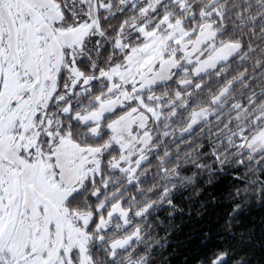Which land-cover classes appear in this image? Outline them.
I'll return each mask as SVG.
<instances>
[{
    "label": "snow or ice",
    "instance_id": "1",
    "mask_svg": "<svg viewBox=\"0 0 264 264\" xmlns=\"http://www.w3.org/2000/svg\"><path fill=\"white\" fill-rule=\"evenodd\" d=\"M130 2L135 9L137 0H0V264H145L146 254L138 244L141 229L132 221L146 215L150 202L134 207L138 191L131 196L126 191L136 183L144 162L130 150L129 137L147 135L148 122L160 117V109L174 113L175 106L172 99L162 103V97L148 91L155 79H122L119 73L130 69V57L139 65L148 55L154 32L163 28L178 45L170 26L199 18L201 23L186 37L201 27L208 33L201 44L204 51L193 53V59L180 60L183 51L177 46L170 74L162 77L171 80L177 69L182 71L183 78L175 80L174 97L185 108L194 105L189 124L201 116H215L214 106L223 105L232 92L236 81L227 79L222 65L244 45L221 35L224 13L215 0L204 5L176 0L183 19L164 13L155 20L151 16L160 11V0L155 4L145 0L137 10L139 19L132 15L109 23L123 12L114 4L127 7ZM45 25L53 35H46ZM64 29L70 31H60ZM48 40L53 49L60 45L63 55L58 64L55 51L45 44ZM137 45H142L141 52L135 51ZM105 51L111 55L105 57ZM193 64L191 70L182 67ZM152 66L158 67L159 61H152ZM46 69L55 73V87L46 102L43 97L36 101L34 93ZM211 69H219L217 89L202 103L196 93L205 87ZM147 75L152 77L151 72ZM201 76L205 80H199ZM231 107L234 118L217 124L215 132L230 133L233 146L241 150L264 147V88L233 100ZM65 139L79 150L73 161L79 174L70 182L56 162V148ZM45 160L50 167L42 164ZM77 203L85 211L73 216L75 238L62 232L55 243V220L48 219L45 240L41 217L46 212L59 216L60 206H67L71 214ZM228 256L227 251L210 252L207 264H226Z\"/></svg>",
    "mask_w": 264,
    "mask_h": 264
},
{
    "label": "trees",
    "instance_id": "2",
    "mask_svg": "<svg viewBox=\"0 0 264 264\" xmlns=\"http://www.w3.org/2000/svg\"><path fill=\"white\" fill-rule=\"evenodd\" d=\"M144 3L132 10L128 5L109 23L136 15ZM198 3L204 5L206 0ZM216 6L224 13L221 35L241 41L244 47L222 65L227 79L236 83L224 104L214 106L215 116L180 133L194 105L185 108L174 97L179 70L171 82L148 90L162 97V103L172 99L175 112L162 108V118L151 124L153 150L137 172L136 183L126 189L130 196L138 191L134 207L150 202L146 215L132 221L133 227L141 229L138 244L146 254L145 264H198L201 260L207 264L208 254L216 250L229 253L226 264L241 257L242 264H264V149L255 153L241 150L233 146L230 133L215 132L217 124L234 118L233 100L264 88V0H215ZM194 23L201 21L189 20L184 26L191 28ZM218 70L206 73L205 87L196 93L202 103L217 89ZM72 208L84 209L79 203Z\"/></svg>",
    "mask_w": 264,
    "mask_h": 264
},
{
    "label": "rangeland",
    "instance_id": "3",
    "mask_svg": "<svg viewBox=\"0 0 264 264\" xmlns=\"http://www.w3.org/2000/svg\"><path fill=\"white\" fill-rule=\"evenodd\" d=\"M142 1H144V0H137L136 4H138L139 2H142ZM155 2H156V0H148L149 4H155ZM169 4H171L170 7L168 6ZM128 5H130V8L132 10L133 7H132L131 3H129ZM116 7H123V10L126 8L123 5H115L114 8H116ZM166 7H167V9L165 10ZM216 7L220 9V7H218V6H216ZM159 12H162V13L159 14ZM159 12L153 14L151 16V19L155 20V19L159 18L161 15H163L164 13H168V14L175 13V15H177L181 19H183V17H181V15H180L181 13L178 11V9L176 7V0H160V11ZM139 18L140 17L136 12V19H139ZM195 24H197V23H194L193 26ZM192 27L186 28L184 25L181 26V25H177L175 23H173L170 26V30L173 34V38H176L179 40L178 45L172 44L171 40L169 39L168 31L164 30L163 28L159 32H154L152 39L148 42V45H147L148 55L143 56V59L141 60V63L139 65L136 64L135 59H132L130 57L131 67L128 71L119 73L121 75V78L122 79L126 78V79H130V80L155 79L156 83L150 89L154 88L157 85L166 84V83L171 82L173 78L171 80H168V79H162V77H165V76L170 74L169 69L175 63V58L173 57L172 53L175 52L177 46L180 49H182V51H183V55L179 57L180 60L193 59L194 58L192 55L193 53H197V56H198L199 52L204 51V49L201 48V44L203 43L204 40L208 39V33L203 27H201L194 36L186 37V34L191 31ZM66 31H70V29H67ZM128 31H130V30H128ZM46 46H47V44H46ZM47 47L49 48V51H55L56 57H59V50L56 47L54 49H53L52 45H48ZM141 50H142V45H137L135 51L141 52ZM137 58H139V57H137ZM46 59H47V57H45V60ZM152 61H159V66L154 69L152 66ZM197 63H198V61H197ZM145 65L147 66L146 68H145ZM195 66H196L195 64H193V65H182V67H188L190 70L192 68H194ZM140 69H144V70L141 71ZM178 70L180 71L181 78H183L182 71L180 69H177L176 71H178ZM213 70L214 69H211L209 71H213ZM148 72L152 73V77H148V75H147ZM52 73H54V72L48 71V74H52ZM150 89H148V90H150ZM121 94L122 95L124 94L123 90H122ZM153 97H155V96H153ZM160 111H161V109H160ZM141 115H143V114H141ZM162 116L163 115L161 114L160 117L158 119H156L155 121H149L148 122V134L147 135L140 134L136 138L129 137V140H130L129 148H130V150L133 152H136V154L138 156H140V158L143 159V161H146L149 158V156L153 150L152 145H151V141H152V136H151V132H150L151 127H152L151 124L152 123L156 124L162 118ZM205 118L206 117L201 116L198 120L193 121L191 124H189L188 122L192 119L191 114H190L185 128L180 133H184V132L190 130L197 123L203 121ZM169 130L170 129L164 131L162 133V135L167 134L169 132ZM149 137H151V138L149 139ZM133 145H135V146L133 147ZM262 149H264V147L260 148L257 151L251 152V153L258 152ZM243 150L249 151L247 148H245ZM116 155H119V154L116 153ZM61 165L64 166L65 170H63V171L68 176V182H70V180L72 178H75L79 174L78 167L76 164H74V162L69 163V164H67V163L63 164V162H62ZM114 174H116V173H114ZM138 177H139V175L137 173V179H138ZM114 178L117 180L121 179V177L119 176L118 173H117L116 177H114ZM61 199H62V197H61ZM52 202L57 206L55 201H52ZM60 207H62V212L66 217L65 218V221H66L65 234L70 239L75 238V234H76L77 229L73 223V216H75L79 213H83L84 211L83 210L77 211L74 209L72 211V213L69 214L68 210H67V206H60ZM52 219L54 220L53 217H52ZM41 220H42V236L46 240L48 238V236L46 235L44 228H45V223L47 221L44 219V216L41 217ZM57 238H58V235L54 230V242L55 243L57 242Z\"/></svg>",
    "mask_w": 264,
    "mask_h": 264
},
{
    "label": "flooded vegetation",
    "instance_id": "4",
    "mask_svg": "<svg viewBox=\"0 0 264 264\" xmlns=\"http://www.w3.org/2000/svg\"><path fill=\"white\" fill-rule=\"evenodd\" d=\"M69 23H71V22H69ZM45 27H48V31L46 32V35H53L51 28L48 25H45ZM66 30L67 29L60 30V31H66ZM41 39H43V37H41ZM53 39H55V36H53ZM52 43L53 42L51 40L45 41V44H47V46L52 45ZM55 47L59 50V57H56V60L54 61V63L58 64L60 62V60L62 59L63 54L60 51V45L59 44H57ZM45 79H48V81H49L47 84L44 83ZM54 87H55V73L48 74V71L46 69L42 74L40 86L36 89V91L34 93L35 100L40 101L41 97H43V102H46L48 96L51 94L52 89ZM33 139H34V137H33ZM56 151L58 154V158H57L56 162L58 164H60L61 170L64 173L63 170H65V169H64V166L61 165L62 162H63V164L72 163L74 161L75 156H77L79 154V150H78L77 146L75 145L74 141L65 139L64 141H62V143L60 145L57 146ZM42 164L44 166L50 167V164H48L47 160L43 161ZM64 174H65L66 182H68V176L66 175V173H64ZM112 175H113L112 177L114 178V177H116L117 173L116 174L112 173ZM81 199H84V197H81ZM50 202L53 204L54 207H57L52 201H50ZM74 209L78 211V209H76V208H74ZM82 210L85 211V209H82ZM52 217L55 220L54 230L58 235L56 243H59L61 233L64 232V234H65V231H66V221H65L66 217L62 211H60L59 216L49 215L46 212L44 215V219L47 222L45 223L44 231H45L47 236H48V219H52Z\"/></svg>",
    "mask_w": 264,
    "mask_h": 264
}]
</instances>
